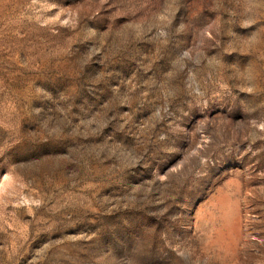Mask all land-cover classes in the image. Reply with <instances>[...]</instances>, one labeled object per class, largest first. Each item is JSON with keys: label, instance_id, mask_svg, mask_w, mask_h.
<instances>
[{"label": "rangeland", "instance_id": "1", "mask_svg": "<svg viewBox=\"0 0 264 264\" xmlns=\"http://www.w3.org/2000/svg\"><path fill=\"white\" fill-rule=\"evenodd\" d=\"M0 264H264V0H0Z\"/></svg>", "mask_w": 264, "mask_h": 264}]
</instances>
